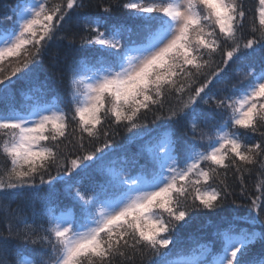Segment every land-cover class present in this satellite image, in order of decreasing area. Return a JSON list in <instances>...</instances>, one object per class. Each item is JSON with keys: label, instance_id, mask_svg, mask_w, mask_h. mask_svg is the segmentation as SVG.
Wrapping results in <instances>:
<instances>
[{"label": "snow or ice", "instance_id": "1", "mask_svg": "<svg viewBox=\"0 0 264 264\" xmlns=\"http://www.w3.org/2000/svg\"><path fill=\"white\" fill-rule=\"evenodd\" d=\"M86 7L17 0L0 17V264L13 253L15 264H264V179L245 215L226 208L225 179L240 176L244 195L249 166L264 177V139H245L264 138V0L248 9V38L246 0ZM73 19L78 31L58 36ZM234 64L243 79L229 87ZM121 128L126 142L112 145ZM202 219L186 248L179 229Z\"/></svg>", "mask_w": 264, "mask_h": 264}, {"label": "trees", "instance_id": "2", "mask_svg": "<svg viewBox=\"0 0 264 264\" xmlns=\"http://www.w3.org/2000/svg\"><path fill=\"white\" fill-rule=\"evenodd\" d=\"M60 0H50V4H56L59 3ZM85 5L87 6L84 11H87L92 14H100V15H108L105 14L101 11V7L104 5H115L117 3V0H83ZM120 3H123V0H119ZM17 3V0H0V17H3L6 13H9L13 6ZM255 3L256 0H246V12L247 15L245 17V38H248V36L251 35V32L249 31L251 23H252V18H253V12L248 11V9H253L255 8ZM113 16H122L124 14L123 10H114L112 13H110ZM257 26H258V19L256 20ZM77 28L75 25V20L71 23H65L63 29L58 32V36H71L72 33L77 32ZM79 35H83V33H80ZM79 35H77L76 39V46H79L80 44V39ZM68 44L67 40H61L54 42L52 47L48 50L46 56H45V64L43 67L47 69L48 65V57L51 56L53 53L56 51H59L61 54L66 50V46ZM12 59V58H10ZM217 61L220 60V57L218 56ZM13 63L15 61L13 60ZM51 75L50 71L48 73ZM230 77L231 79L227 81V85L230 87L231 84L238 83L240 80L243 79V70L240 69L239 71L237 70V65H232V70L230 71ZM54 87H56L58 90H60L63 93V103L61 104V107L65 109V111H68L69 113L73 112V106L71 104L70 97L67 95V92L65 90L66 86L61 85L58 81L54 83ZM218 88H223L225 87V82H222L221 84L217 85ZM19 99V97H18ZM202 107H207L204 105H201ZM167 108V104H166ZM166 108L164 110V114L166 115ZM161 110L156 109L155 112H150L147 113V119L149 121V126H154L152 124V121L155 118V115H160ZM77 122H72L69 128V134L70 138H72V128L76 126ZM105 127H108V125H105ZM243 133L244 130H241ZM78 136V133H76ZM129 133L124 130L123 128L119 129V134L115 136L114 139H111V144L112 145H120L126 142V139L128 137ZM245 139L249 144H255L258 142H261L262 138L260 133H252V132H247L245 134ZM197 140H199V136H197ZM73 143H75V140L73 139ZM100 143H103V136L101 137ZM85 146L87 147V141H85ZM69 150L71 151V145H69ZM75 154H80L82 155L83 152L77 151ZM0 165H3V160L0 159ZM251 168L250 172H244L243 173V183L245 185L244 188V195L241 194V178L240 176L234 174V172H229L227 175L226 182L228 183L230 189L232 190V195L229 196L228 204L226 205V208H237V212L239 215H245L250 211L251 208V198L255 197L257 195L261 194V187H260V180L264 179V177L260 176V165L259 163L256 164L255 166H249ZM28 197H22L20 200H17L16 203L12 205L13 208L17 207L22 203V201L27 200ZM233 199H235L236 203L233 204ZM31 213L29 212V216ZM207 219H202L199 221H194L192 222L188 227L186 228H181L179 229L180 237L184 243V246L188 249L194 248L197 245V240L199 236L202 234L201 231V224L207 223ZM37 223H39V219H37ZM13 227L14 229L18 227L19 229L23 230L24 225H16L15 222H13ZM8 228V225L3 222L2 219H0V233H6ZM204 242V241H200ZM15 246L18 247L21 251H23L25 254L29 256H33L34 254L32 253V249L34 246L31 244H25L24 242H16ZM258 251V248H257ZM9 264H15V261L17 259V256L15 253H13L12 256L9 258ZM137 264H139V258H137Z\"/></svg>", "mask_w": 264, "mask_h": 264}, {"label": "rangeland", "instance_id": "3", "mask_svg": "<svg viewBox=\"0 0 264 264\" xmlns=\"http://www.w3.org/2000/svg\"><path fill=\"white\" fill-rule=\"evenodd\" d=\"M203 143H205V144H206V141H205V142H203Z\"/></svg>", "mask_w": 264, "mask_h": 264}]
</instances>
